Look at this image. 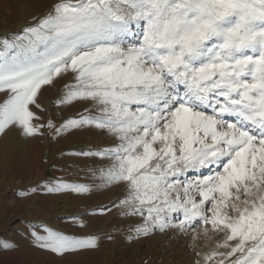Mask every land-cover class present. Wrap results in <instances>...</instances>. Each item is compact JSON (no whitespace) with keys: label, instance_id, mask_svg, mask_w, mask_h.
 I'll return each mask as SVG.
<instances>
[{"label":"snow or ice","instance_id":"snow-or-ice-1","mask_svg":"<svg viewBox=\"0 0 264 264\" xmlns=\"http://www.w3.org/2000/svg\"><path fill=\"white\" fill-rule=\"evenodd\" d=\"M65 73L73 82L56 106L89 101V114L44 122L30 106ZM0 92V134L87 129L112 140L81 155L109 162L99 179L123 185L113 206L142 217L136 236L210 226L223 240L203 264H264V0H56L0 40ZM217 164L214 175L182 179ZM40 190L91 189L54 180ZM38 227L35 246L57 255L97 247Z\"/></svg>","mask_w":264,"mask_h":264},{"label":"rangeland","instance_id":"rangeland-1","mask_svg":"<svg viewBox=\"0 0 264 264\" xmlns=\"http://www.w3.org/2000/svg\"><path fill=\"white\" fill-rule=\"evenodd\" d=\"M55 2L0 0V40L7 38L9 31L32 24L30 16L47 12ZM72 82V74L65 73L53 85L44 86L37 99L40 108L33 105L31 110L44 122L51 117L56 124L89 114L85 111L89 101L56 106L64 86ZM6 98V93L0 92V103ZM41 131L42 135L25 137L10 126L0 134V264H203V254L222 242L223 234L214 233L210 226L207 235L201 226L187 232L153 229L147 236H136L134 229L142 223V217L130 215L122 221L121 208L113 206L114 201L124 197L123 185H107L99 179L98 170L109 162L81 155L103 150L112 140L99 130H70L55 138L48 129ZM215 166L203 175L198 170L188 171L186 180L223 170L219 164ZM54 180L85 185L91 190L84 194L32 191L37 184ZM180 217L173 214L172 222ZM40 224L68 237L95 238L97 247L57 255L35 246L30 231L44 235Z\"/></svg>","mask_w":264,"mask_h":264},{"label":"trees","instance_id":"trees-1","mask_svg":"<svg viewBox=\"0 0 264 264\" xmlns=\"http://www.w3.org/2000/svg\"><path fill=\"white\" fill-rule=\"evenodd\" d=\"M45 13L46 12H44V13H42L40 15L34 14V15L30 16L31 18L29 19V21L32 22V24H35V22L37 21V19H39L40 17H42V15H44ZM21 27L24 28V27H26V25L23 24V26H21Z\"/></svg>","mask_w":264,"mask_h":264}]
</instances>
